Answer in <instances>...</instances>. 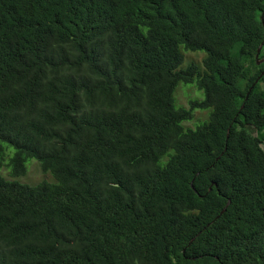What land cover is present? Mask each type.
I'll list each match as a JSON object with an SVG mask.
<instances>
[{
  "label": "trees",
  "instance_id": "16d2710c",
  "mask_svg": "<svg viewBox=\"0 0 264 264\" xmlns=\"http://www.w3.org/2000/svg\"><path fill=\"white\" fill-rule=\"evenodd\" d=\"M263 12L0 0V264H264Z\"/></svg>",
  "mask_w": 264,
  "mask_h": 264
},
{
  "label": "rangeland",
  "instance_id": "374dc122",
  "mask_svg": "<svg viewBox=\"0 0 264 264\" xmlns=\"http://www.w3.org/2000/svg\"><path fill=\"white\" fill-rule=\"evenodd\" d=\"M185 54V61L182 65V68L187 67L189 62H197L201 63L203 60V57H205L204 52H186ZM175 98L177 100V105L189 108L190 102L192 100H202L204 98V93L200 91L195 84H184L181 83L176 92H175ZM211 112V110L208 111H202V110H195L194 112V118L191 121H188L184 123L186 127L196 129L197 126L201 125L202 123L206 122L208 118V114ZM207 119V120H206ZM12 150V149H11ZM9 162L8 159H1L0 160V173L3 174V176L7 179L13 180L9 177V170L8 166ZM26 167L28 169L27 174L24 177H20L19 181L22 184H27L31 186H35L39 182L43 180H52L50 174L43 173L41 166L39 165V162L37 160H30L26 164ZM54 183V182H49Z\"/></svg>",
  "mask_w": 264,
  "mask_h": 264
},
{
  "label": "water",
  "instance_id": "95a60500",
  "mask_svg": "<svg viewBox=\"0 0 264 264\" xmlns=\"http://www.w3.org/2000/svg\"><path fill=\"white\" fill-rule=\"evenodd\" d=\"M261 20H262V23H263V25H264V12H263L262 15H261ZM262 47H263V44H262V45L259 47V49H258V53H257V56H256L257 59L259 58V54L261 53V49H262ZM261 63H264V57L258 61V65H260ZM262 76H264V72H263V73L261 74V76L257 79V81L255 82V84L253 85V87L259 82V80L262 78ZM253 87L249 90V94H250V92L252 91ZM249 94H248V96H249ZM248 96H247V98H248ZM247 98H246V99H247ZM191 186H192V188L194 189L193 182L191 183ZM210 190H211V189H210ZM229 204H230V201L228 202L227 206H228ZM226 209H227V207H225V208L223 209L222 213H224V212L226 211Z\"/></svg>",
  "mask_w": 264,
  "mask_h": 264
}]
</instances>
